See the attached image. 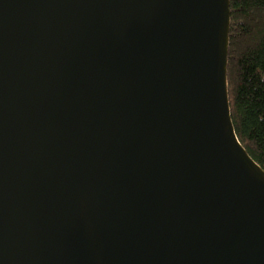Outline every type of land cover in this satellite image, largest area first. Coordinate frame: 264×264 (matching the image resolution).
<instances>
[{"label":"water","instance_id":"95a60500","mask_svg":"<svg viewBox=\"0 0 264 264\" xmlns=\"http://www.w3.org/2000/svg\"><path fill=\"white\" fill-rule=\"evenodd\" d=\"M229 31V0H0V264H264Z\"/></svg>","mask_w":264,"mask_h":264},{"label":"trees","instance_id":"16d2710c","mask_svg":"<svg viewBox=\"0 0 264 264\" xmlns=\"http://www.w3.org/2000/svg\"><path fill=\"white\" fill-rule=\"evenodd\" d=\"M228 91L238 140L264 170V0H229Z\"/></svg>","mask_w":264,"mask_h":264}]
</instances>
